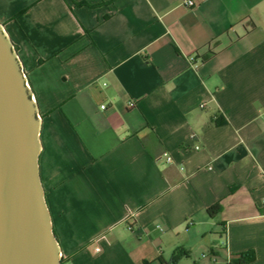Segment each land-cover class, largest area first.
Segmentation results:
<instances>
[{"label": "crops", "instance_id": "0c3cea01", "mask_svg": "<svg viewBox=\"0 0 264 264\" xmlns=\"http://www.w3.org/2000/svg\"><path fill=\"white\" fill-rule=\"evenodd\" d=\"M195 1L0 0L71 264H264V0Z\"/></svg>", "mask_w": 264, "mask_h": 264}, {"label": "water", "instance_id": "95a60500", "mask_svg": "<svg viewBox=\"0 0 264 264\" xmlns=\"http://www.w3.org/2000/svg\"><path fill=\"white\" fill-rule=\"evenodd\" d=\"M0 20V264H61L40 175L42 118Z\"/></svg>", "mask_w": 264, "mask_h": 264}, {"label": "trees", "instance_id": "16d2710c", "mask_svg": "<svg viewBox=\"0 0 264 264\" xmlns=\"http://www.w3.org/2000/svg\"><path fill=\"white\" fill-rule=\"evenodd\" d=\"M221 210V205L219 203H215L208 207V212L212 215H215ZM256 254L254 250H248L246 252L240 253L239 257L232 260V264H249L253 260H255ZM160 264H174L168 263L159 259Z\"/></svg>", "mask_w": 264, "mask_h": 264}, {"label": "built area", "instance_id": "2783aa9c", "mask_svg": "<svg viewBox=\"0 0 264 264\" xmlns=\"http://www.w3.org/2000/svg\"><path fill=\"white\" fill-rule=\"evenodd\" d=\"M184 4L185 5H187V6H189V7H192V6H194L195 4H196V1L195 0H184ZM28 82V81H27ZM28 84H29V82H28ZM34 97V96H33ZM135 105V103L134 102H131L130 103V106H134ZM205 104L204 103H202V107L204 106ZM105 107V105H102V108H104ZM167 160L169 161V162H172L173 161V159H172V157L171 156H167ZM132 227V226H131ZM156 227L157 228H159V229H162L161 227H160V225H156ZM96 249H98V248H96ZM60 257H61V264H71L67 259H66V257L64 256V254L62 253V252H60Z\"/></svg>", "mask_w": 264, "mask_h": 264}]
</instances>
